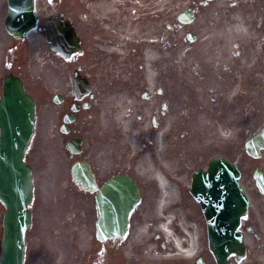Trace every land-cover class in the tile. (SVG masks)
Instances as JSON below:
<instances>
[{"label": "water", "instance_id": "water-1", "mask_svg": "<svg viewBox=\"0 0 264 264\" xmlns=\"http://www.w3.org/2000/svg\"><path fill=\"white\" fill-rule=\"evenodd\" d=\"M23 136V131L20 130V137L17 138V140H20ZM7 146V145H6ZM18 149V146H12V147H9V152L7 153L6 155V160H5V164H4V173L5 175H9L10 177H13L14 179H17L18 181H22L23 178H22V174L21 173H17V174H13V173H8L6 171V168L7 167H11L13 165V155L15 154V151ZM13 187V184L9 182L8 186L5 188V195L7 197H11V195L13 194V191L11 190V188ZM21 194L20 196L17 198V200H20L21 199ZM19 203V201H18ZM18 209H21L20 206H17Z\"/></svg>", "mask_w": 264, "mask_h": 264}, {"label": "rangeland", "instance_id": "rangeland-1", "mask_svg": "<svg viewBox=\"0 0 264 264\" xmlns=\"http://www.w3.org/2000/svg\"><path fill=\"white\" fill-rule=\"evenodd\" d=\"M72 1V4H75V0H71ZM42 2H44V0H42ZM259 10H260V13H261V18H262V21H264V0H262L261 1V3L259 4ZM37 78V77H36ZM44 109H45V111L42 113L41 112V119H42V121H44L45 122V120L47 121V122H49V117L46 115L45 116V113L46 112H49V110L46 108V107H44ZM51 122H52V118H51ZM43 134V130L40 132V136ZM38 141H39V138H37V141H36V144L35 145H37L38 144ZM52 153L53 154H55V151H52ZM47 156V155H46ZM39 157V156H38ZM42 162V161H41ZM40 163V162H39ZM44 183H47V181L45 180V181H43ZM180 194V193H179Z\"/></svg>", "mask_w": 264, "mask_h": 264}, {"label": "bare ground", "instance_id": "bare-ground-1", "mask_svg": "<svg viewBox=\"0 0 264 264\" xmlns=\"http://www.w3.org/2000/svg\"><path fill=\"white\" fill-rule=\"evenodd\" d=\"M255 54V53H254ZM253 54V55H254ZM155 55V53L152 51V50H148L147 51V59H148V61H151V58H152V56H154ZM167 158V157H166ZM170 199H173V196H171L170 197ZM162 227H163V225H162ZM133 241V240H132ZM150 245H151V247H153V242L152 241H150Z\"/></svg>", "mask_w": 264, "mask_h": 264}]
</instances>
